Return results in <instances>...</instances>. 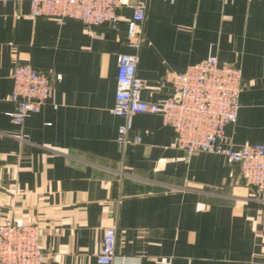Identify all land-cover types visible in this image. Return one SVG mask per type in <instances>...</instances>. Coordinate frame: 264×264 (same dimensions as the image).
Returning <instances> with one entry per match:
<instances>
[{"label":"crops","instance_id":"0c3cea01","mask_svg":"<svg viewBox=\"0 0 264 264\" xmlns=\"http://www.w3.org/2000/svg\"><path fill=\"white\" fill-rule=\"evenodd\" d=\"M29 12V0H0V221L41 227V264H102L112 225L116 252L140 264H264V197L238 164L172 146L160 114L133 116L140 142L117 141L118 55L132 51V9L121 8L117 28ZM210 55L243 72L228 144L264 142V0H148L143 99L172 95L175 72ZM21 63L47 73L53 93L17 123L9 96Z\"/></svg>","mask_w":264,"mask_h":264},{"label":"built area","instance_id":"2783aa9c","mask_svg":"<svg viewBox=\"0 0 264 264\" xmlns=\"http://www.w3.org/2000/svg\"><path fill=\"white\" fill-rule=\"evenodd\" d=\"M29 5L31 18L44 16L58 23L75 18L87 26L108 24L112 28L118 27L121 8L129 6L132 14L127 20V37L132 51L118 55L116 101L112 109L123 119L117 141L124 146L140 142L141 136L132 133L133 116L160 114L164 123L174 129L172 146L188 154L224 155L228 163L240 166L246 182L258 196L264 197V142H245L234 147L228 144L226 136L227 125L237 120L241 106L244 79L238 65L221 63L215 55L207 56L175 72L172 95L148 101L142 97L146 81L137 74L148 0H29ZM12 79L9 98L15 107L9 115L22 123L52 97V83L47 73L30 63L18 64ZM116 243V227H106L97 251L100 263L140 264L138 258L118 254ZM47 256L38 224L11 218L0 221V264H41Z\"/></svg>","mask_w":264,"mask_h":264},{"label":"water","instance_id":"95a60500","mask_svg":"<svg viewBox=\"0 0 264 264\" xmlns=\"http://www.w3.org/2000/svg\"><path fill=\"white\" fill-rule=\"evenodd\" d=\"M179 97H180V96L178 95V96H177V99H178Z\"/></svg>","mask_w":264,"mask_h":264}]
</instances>
